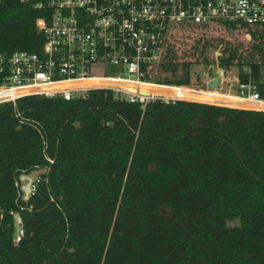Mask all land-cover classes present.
<instances>
[{"label": "trees", "instance_id": "trees-1", "mask_svg": "<svg viewBox=\"0 0 264 264\" xmlns=\"http://www.w3.org/2000/svg\"><path fill=\"white\" fill-rule=\"evenodd\" d=\"M43 14L0 0V52L39 51ZM198 64L260 80L264 26L177 27L158 80L190 86ZM180 93L191 99L94 88L0 102V264H264V110ZM36 169L24 200L17 181Z\"/></svg>", "mask_w": 264, "mask_h": 264}, {"label": "built area", "instance_id": "built-area-1", "mask_svg": "<svg viewBox=\"0 0 264 264\" xmlns=\"http://www.w3.org/2000/svg\"><path fill=\"white\" fill-rule=\"evenodd\" d=\"M20 1L44 12L36 19L44 41L39 51L0 52V102L15 103L30 94L70 100L94 88L111 89L117 97L142 106L154 98L190 100L142 89L153 84L164 89L216 90L259 103L237 108L264 110V75L243 81L231 69L220 77L217 88L209 87L216 76L202 75L196 87L158 80L166 44L177 27L219 21L264 26V0ZM15 223L17 243L24 235L18 214Z\"/></svg>", "mask_w": 264, "mask_h": 264}, {"label": "bare ground", "instance_id": "bare-ground-1", "mask_svg": "<svg viewBox=\"0 0 264 264\" xmlns=\"http://www.w3.org/2000/svg\"><path fill=\"white\" fill-rule=\"evenodd\" d=\"M144 91H153L156 94L160 95H166V96H181L184 98L181 93L180 89L177 88H169L164 89L160 85H145L142 87ZM205 91V97L202 99L204 101H208L211 103L216 104H223V105H229V106H235V107H259V103H256L254 101H248L245 99H242L240 97L229 95L220 91L216 90H201ZM228 95L229 97L226 98L225 96ZM185 99H191V98H185ZM199 100V99H196Z\"/></svg>", "mask_w": 264, "mask_h": 264}, {"label": "rangeland", "instance_id": "rangeland-1", "mask_svg": "<svg viewBox=\"0 0 264 264\" xmlns=\"http://www.w3.org/2000/svg\"><path fill=\"white\" fill-rule=\"evenodd\" d=\"M238 37L240 39H242L244 42H246V40H249L251 38V35L248 32H246L245 30H240L239 33H238ZM205 70H206L205 65H203V64L196 65L195 68H194V76L204 74ZM215 74L218 75L219 73L217 71H215ZM198 85H199V82L196 83V81H194V83H192L190 87H196ZM222 86H223V88H225V86H226L225 83L222 84ZM221 90L225 92V90H227V89H221ZM225 97L228 98L229 96L226 95ZM42 172H43V169H36V170H33L32 172H30L28 174H30L33 177L34 181H35L39 177L40 173H42ZM24 182L25 181L20 180V179H19V181H17V185H19V189H20L19 190V195L23 194V191L21 190L20 186Z\"/></svg>", "mask_w": 264, "mask_h": 264}, {"label": "water", "instance_id": "water-1", "mask_svg": "<svg viewBox=\"0 0 264 264\" xmlns=\"http://www.w3.org/2000/svg\"><path fill=\"white\" fill-rule=\"evenodd\" d=\"M220 75L213 77L210 81H209V87L210 88H217L218 84H219V80L220 77L224 76V70L221 69L220 70ZM20 180L25 181L24 183L21 184V190L23 191V199L24 200H28L30 197V194L33 190V183H34V179L30 174H26V173H22L19 176Z\"/></svg>", "mask_w": 264, "mask_h": 264}]
</instances>
